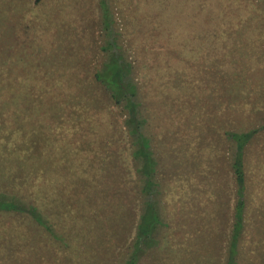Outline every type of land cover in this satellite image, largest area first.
Segmentation results:
<instances>
[{
  "label": "rangeland",
  "instance_id": "rangeland-1",
  "mask_svg": "<svg viewBox=\"0 0 264 264\" xmlns=\"http://www.w3.org/2000/svg\"><path fill=\"white\" fill-rule=\"evenodd\" d=\"M101 46L130 61L157 158L163 223L138 255L129 136L93 76L102 60L110 72ZM262 123L264 0H0V193L51 230L0 209V264H224L226 132L249 128L234 264H264Z\"/></svg>",
  "mask_w": 264,
  "mask_h": 264
},
{
  "label": "trees",
  "instance_id": "trees-1",
  "mask_svg": "<svg viewBox=\"0 0 264 264\" xmlns=\"http://www.w3.org/2000/svg\"><path fill=\"white\" fill-rule=\"evenodd\" d=\"M101 13H103L101 16L104 17V10H101ZM100 48H104L107 54L111 56L108 62L110 72L107 78L103 77L104 61L102 60L99 69L93 72V76L95 81L108 93L111 100L121 109L123 113V125L126 127L132 148L131 154L136 171L139 204L137 221L134 225L131 241V250L132 253H137L138 255L141 250L156 240L153 236V229L155 227L159 228L163 223L159 210L160 182L157 174V158L150 148L149 137L143 131L144 119L139 112L140 105L137 99V85L131 73L130 61L126 60L124 55L122 56L123 59L119 60L116 58L118 54L106 46H101ZM260 127H264V123ZM255 130L257 129L249 128L243 131L230 130L226 132V135L235 144L229 160L234 179L235 195L224 264H234L235 261L234 254L236 253L238 237L243 225L245 207L242 148L243 144L251 137ZM13 197L7 198L0 193V209L27 212L33 220L43 225L48 232L51 231L34 204L23 202Z\"/></svg>",
  "mask_w": 264,
  "mask_h": 264
}]
</instances>
